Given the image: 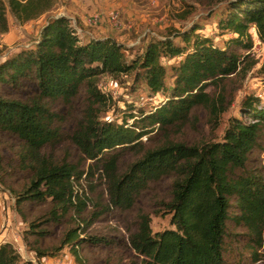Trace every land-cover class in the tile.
Masks as SVG:
<instances>
[{"label":"trees","instance_id":"1","mask_svg":"<svg viewBox=\"0 0 264 264\" xmlns=\"http://www.w3.org/2000/svg\"><path fill=\"white\" fill-rule=\"evenodd\" d=\"M57 2L0 0V28L7 30V9L26 22ZM219 27L233 34L223 46L193 26L150 39L128 59L124 44L112 37L83 39L71 18L55 15L31 45L0 60L1 85L32 84L25 98L0 93V188L14 198L23 219L25 204L45 207L29 222L26 243L29 234L39 244L50 228L64 225L61 248L69 246L77 260L82 247L116 246L132 253L120 264H229L232 221L249 237L245 250L251 263L262 259L264 106L259 96L238 92L248 71L246 52L253 46L250 28L264 41V0L234 1ZM163 59L176 63L167 67ZM128 74L150 93L161 92L163 100L147 112L127 108L120 121H102V108L112 97L100 90L99 77ZM201 110L209 117L200 123ZM187 126L202 139L170 138ZM163 134L167 138L153 147L143 140ZM7 143L18 148L9 157ZM71 150L77 159L70 158ZM95 170L104 186V206L78 189ZM162 182H169L168 192L152 203L158 210L145 209L144 200ZM157 211L170 215L172 227L152 230L151 215ZM107 214L122 219L125 236L88 232ZM34 251L38 258L54 253L37 245ZM0 264L36 263L4 241Z\"/></svg>","mask_w":264,"mask_h":264},{"label":"rangeland","instance_id":"2","mask_svg":"<svg viewBox=\"0 0 264 264\" xmlns=\"http://www.w3.org/2000/svg\"><path fill=\"white\" fill-rule=\"evenodd\" d=\"M234 1L236 0H58L53 9L26 22L16 20L7 9V30L3 31L0 28V60L21 47L31 45L37 38L45 20L55 15H66L71 18L83 39H88L90 36L112 37L124 44L128 49V59L138 54L150 39L162 38L176 31L182 32L193 26H199V33L211 37L219 46H223L226 40L233 37V34L222 30L219 27V21L226 15ZM250 32L253 46L246 52L248 71L242 80V88L238 95H257L262 99L264 106V41L259 38L255 27H251ZM163 63L168 67L176 63V60L163 59ZM169 83L170 79H168V85ZM98 86L102 92L112 97L111 105L106 110L102 108V121H120L122 112L127 108H131L134 112L140 110L147 112L164 98L161 92L150 93L142 81L135 80L133 74L122 75L119 78L109 75L101 76L98 79ZM31 90L30 82L18 89L0 84V93L10 97L25 98ZM233 109L234 107L230 108L229 112L222 116L221 123L215 131L217 135H221ZM236 111L238 113L237 109ZM73 115L76 117L77 112L75 111ZM208 117L206 111L201 110L197 114L200 123L205 122ZM210 128L206 125L207 130ZM193 129L189 126L183 127L177 133H171L170 138L200 141L202 135ZM164 135H153V138L148 141L144 136L143 140L147 147H153L167 138ZM17 150V147L7 143L4 154L9 157ZM68 154L71 159L78 158L74 150ZM132 158L133 156L128 157V160ZM94 174V177L80 182L78 189L95 204L104 206L106 203L104 186L100 182L99 172L95 170ZM168 184L169 182H162L146 197L142 206L147 210H154L152 203L156 202L158 196L168 192ZM44 208L42 205L25 204L23 211L26 219H23L14 204V198L9 192L0 188V243L11 242L23 258L30 259L36 264H82V262L84 264H120L122 258L125 262L132 258V253L122 247L85 246L80 249L81 258L77 260L69 246L61 248L62 233L66 228L64 225L50 228V235L40 239L39 244L33 243L35 235L29 234L28 243H26L24 233L29 228V222L40 216ZM123 224L118 215L107 214L95 222L88 232L121 238L126 235ZM228 224L231 234V240L228 241L230 254L227 255L229 264H264V250L262 259L251 263L249 251L245 250V244L249 238L244 237L246 231L237 227L232 221H228ZM151 227L153 231L172 227L170 215L158 211L153 213ZM34 245L42 251H53L54 253L38 258Z\"/></svg>","mask_w":264,"mask_h":264}]
</instances>
